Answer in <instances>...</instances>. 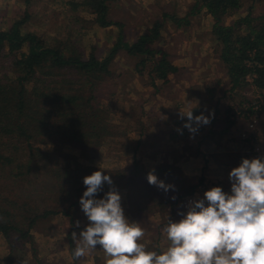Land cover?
I'll return each mask as SVG.
<instances>
[{
  "label": "rangeland",
  "instance_id": "obj_1",
  "mask_svg": "<svg viewBox=\"0 0 264 264\" xmlns=\"http://www.w3.org/2000/svg\"><path fill=\"white\" fill-rule=\"evenodd\" d=\"M69 1L0 0V31L9 30L18 20L26 19L21 25L22 33L38 34L48 45L60 47L64 53L73 51V54L81 59H87L92 54L104 59L118 44L116 38L122 27L123 30L127 29L130 39L136 40L140 33L147 34L156 23H161L160 35L152 44L153 47L162 49L174 57L177 55V43L169 48L170 51L167 50L169 53L167 48L160 46L169 36L172 35L176 40H181L182 37H188V40L199 38L200 46H203L205 51L209 48L208 53L213 58L211 63H207L208 67L212 68L211 73H220L213 80H223L224 73H227L220 57V42L213 30L216 19L207 7L199 5L197 0H108L107 18L114 24L106 27L101 26L96 14L91 13L89 9H75L68 4ZM241 1V10L224 16L221 21L223 24H233L248 14L264 20V0ZM23 49L27 50L26 47ZM208 53L207 56L203 53L205 63L210 60ZM13 58L14 55L0 57V62L5 65L11 63ZM138 60V57L120 46L116 53L110 56L108 71L100 74L96 80L92 103L102 111L106 123L110 121L112 127L111 134L106 136L102 145L94 148L97 151L95 156L84 158L82 150L67 144L62 146L61 150L53 152V155L58 157L40 160L30 173H27V168L22 164H19L22 167L16 168L18 162L0 169V194L15 201L17 209L14 213L22 212L18 209V206L23 204L18 201L19 198L34 202V211L28 213L41 214L46 210L55 212L38 219L30 231L32 242L17 241V233H14L11 239L0 233V264H7V257L10 255L14 264H106L107 258L100 246L80 259L73 258L78 241L73 240L72 234L75 232L78 238L79 233L90 223L79 204L80 197L86 190L83 178L98 169L128 170L123 179L124 185L120 186L121 188L115 187L121 195L125 217L130 222L139 223L144 229L145 235L140 242L148 250L158 253L166 250L165 246L169 241L163 229L168 219H172V212L178 205L176 204L174 209L165 210L169 204L164 203L163 194L172 191L173 187L167 191L156 187L151 198L146 197L143 192L146 193L150 188H145L148 184L145 172L155 171L162 163H168L177 168L175 172L178 174H172L166 179L168 173L159 177L166 185L179 186L183 192L181 187L198 182L199 172L188 165L187 169L192 173L185 172L180 164L190 160L183 154L188 143H176L181 141L180 138L185 132L189 133V130L183 127L187 119L183 120L178 126L179 130H176L180 137L165 135L170 133V127L165 124V120H171L172 124H175L174 117H170L174 115V109H177L178 105L175 85H184L186 78H189L190 85H197L192 84L197 78L190 75L188 77L184 68L171 73L170 78H158L151 71L152 61L143 67L138 65ZM1 71L2 67L0 73L3 72ZM73 77L64 74L62 84H69L68 81ZM242 92L243 94L235 96L231 101L236 106H233L228 114H235L234 119L238 116L246 117L247 125L241 132L243 139V133L251 119L250 114L248 116L249 110L246 109L252 110L254 103L261 97L264 98V89L254 90L248 86ZM263 113L264 110L262 115ZM262 115L256 127V136L261 146L259 123ZM162 120L164 123L161 126ZM197 127V132H200L201 125ZM193 145L195 144H192L194 148ZM43 148L53 151L52 148L56 147L50 144L43 145ZM247 148L255 154L250 151L248 145ZM28 157H22V161H27ZM196 161L199 160H193L192 165L197 164ZM135 163H138L141 169L135 168ZM133 170L141 171L134 175ZM109 176L114 182L113 176ZM128 177L135 183L130 182L129 187L135 186L137 191L136 197L133 198H130V190L125 184ZM198 191L201 190L197 189L192 193L195 199ZM103 195L100 197L98 193L97 198H103ZM185 197L186 195L178 199L182 212L187 210V207L182 205ZM74 202L77 204H72ZM178 218L181 219V216L178 215ZM76 221L80 222L79 227H76Z\"/></svg>",
  "mask_w": 264,
  "mask_h": 264
},
{
  "label": "trees",
  "instance_id": "obj_2",
  "mask_svg": "<svg viewBox=\"0 0 264 264\" xmlns=\"http://www.w3.org/2000/svg\"><path fill=\"white\" fill-rule=\"evenodd\" d=\"M197 2L207 7L216 19L213 30L220 42V57L227 68L232 92L236 90L233 96L243 94L242 91L248 88L250 83L247 81V75H255L253 83L257 89L263 90L264 20L248 14L233 24L226 25L221 22L222 18L240 11L241 0ZM68 4L75 9H89L91 13L96 14L97 21L103 27L114 24L107 18L108 0H70ZM25 20L20 19L9 30L0 31V57L14 55L11 63L2 65L0 62L3 71L0 73V169L18 162V165L22 164L27 168V173H30L40 160L58 157L53 155V152L61 150L62 146L67 144L82 150L84 158L95 156L97 151L94 148L100 147L106 136L111 134L112 125L110 121L106 123L102 111L91 99L94 97L97 78L108 71L110 56H113L120 46L139 58L138 65L144 67L152 61L151 71L155 73V77L167 79L171 73L178 71V67L168 58L165 51L152 46L160 35L161 23H156L148 34L141 35L131 45L125 43L121 36L118 44L104 59L94 54L87 59H81L74 55L73 51L64 53L60 47L48 45L38 34L22 33L21 25ZM24 47L27 50H24ZM64 74L74 76L67 85L62 84ZM76 75L79 77H75ZM50 144L56 147L52 148L53 151L43 148V145ZM26 156H29L27 161H22V157ZM18 165L16 168L22 167ZM135 168H140V165L135 163ZM176 169L171 164L162 163L154 174L159 179L168 173L166 179L172 174H178ZM102 171L104 175L113 176L114 187L121 188L120 186L124 185L123 179L127 176V169ZM140 171L133 170L132 173L136 175ZM148 173L149 171L145 172L146 175ZM130 182L134 183V180L126 178L125 184L130 190V198H133L136 197L137 191L135 186L129 187ZM200 182L201 178L196 184L181 187L183 192L179 186H174L172 191L163 194L164 203L169 204L165 210L174 209L176 204L180 206L178 199L194 193ZM109 187L105 182L104 190L99 196L108 192ZM145 188L150 189L143 194L151 198L156 186L148 183ZM14 198L17 199L18 196ZM18 201L23 203L18 206L21 214L14 213L17 204L13 199L0 194V233L7 239L17 233V241L32 242L30 231L38 219L55 212L46 210L41 214L28 213L34 211V202L20 198ZM7 260V264H14L11 255Z\"/></svg>",
  "mask_w": 264,
  "mask_h": 264
},
{
  "label": "clouds",
  "instance_id": "obj_3",
  "mask_svg": "<svg viewBox=\"0 0 264 264\" xmlns=\"http://www.w3.org/2000/svg\"><path fill=\"white\" fill-rule=\"evenodd\" d=\"M185 116L183 127L193 134L197 126L210 123L203 113L194 116L190 110L181 113V119ZM146 178L150 185L165 191L174 187L159 180L154 170ZM229 180L231 194L212 187L202 199L189 201L187 212L178 213L179 221L168 219L163 231L169 243L158 253L140 242L145 231L125 217L121 195L111 177L95 171L83 178L86 190L79 204L90 223L78 238L72 234L78 241L73 258L80 259L100 246L106 264H264V159H242L230 171ZM105 182L109 191L97 198Z\"/></svg>",
  "mask_w": 264,
  "mask_h": 264
},
{
  "label": "crops",
  "instance_id": "obj_4",
  "mask_svg": "<svg viewBox=\"0 0 264 264\" xmlns=\"http://www.w3.org/2000/svg\"><path fill=\"white\" fill-rule=\"evenodd\" d=\"M143 34L144 33H140L136 40H132L128 36L127 29L124 28L123 30L122 27V31H120L116 41L123 36V38H125V43L131 45ZM176 43L178 44L175 51L177 55L174 57L170 55V57V53L168 52L170 51L169 48L174 47ZM160 46L163 49L167 48L166 51L168 50L167 52L169 53L167 56L173 64L178 67V71L184 68L188 77L190 75L191 77L197 78L194 83H192H197V85H190L188 83L189 78L184 80L186 82L184 85H175L177 94L176 101L178 105L177 109H174V115L170 116L174 117L175 124H172L171 120H165V124L170 127V133L165 135L168 136L171 134L173 137H180L176 130L179 128V124L187 119L185 116V119L180 120L181 113L186 114L192 110L194 116L200 115L201 113L208 116L210 118V123L207 125L201 124L200 132L194 134L185 132L186 134L180 138L181 141L176 142L186 141L188 143V147L183 154L188 156L190 160L188 163L182 161L180 164L185 172L192 173L190 169H187V165L189 168L191 166L193 170L199 172L198 177L202 179V182H200V185L197 187V189L201 191L197 192L196 199H202L204 192L217 186L221 187L225 193L231 194V182L229 180L230 171L238 167L244 158L250 160L253 158L264 159V113L259 123L263 151L259 155H256L248 151L246 142L241 138V132L247 125L246 117L238 116L237 119H234L233 116H236L235 114H228L233 106L234 108L236 106L231 102L234 100L233 93L236 90L232 92V85L227 76L228 73H224L223 80H213L215 76H218L220 73H211L212 68L207 65V63H211L213 59L208 53L209 48L205 51L203 46H200L199 38L193 37L188 40V37H182L181 40H176L172 35L168 37L166 42L161 43ZM203 53L206 54V56L208 53L210 59L206 61V63L203 60ZM168 78H170V75ZM247 86H250V84ZM230 104L232 105L230 106ZM163 123L164 120L160 122L161 126ZM204 132L205 134L203 135ZM192 144H195V146L193 145L194 148ZM196 159L199 161H196L197 164L194 163V165H192L193 160ZM205 204L207 206V201H205ZM174 211L172 212L173 215L171 220L176 222L180 220L176 212H182V207L178 206ZM184 212L186 213L187 210ZM166 247L167 246H165V248Z\"/></svg>",
  "mask_w": 264,
  "mask_h": 264
},
{
  "label": "built area",
  "instance_id": "obj_5",
  "mask_svg": "<svg viewBox=\"0 0 264 264\" xmlns=\"http://www.w3.org/2000/svg\"><path fill=\"white\" fill-rule=\"evenodd\" d=\"M255 75H247V81L250 83V86L255 90L257 89L255 84L253 83V78ZM248 111V116L250 114V122L243 133V139H245L246 144L249 146L250 151L255 154H260L262 152L261 143H259V139L256 136V127L259 121L260 116L264 110V98L261 97L257 102L254 103L253 109H246ZM251 112V113H250ZM195 197L193 194L187 195L182 204L184 207H187L189 201L194 200Z\"/></svg>",
  "mask_w": 264,
  "mask_h": 264
}]
</instances>
